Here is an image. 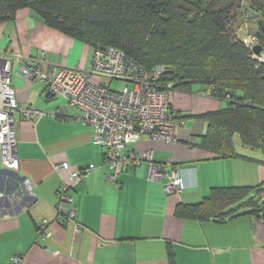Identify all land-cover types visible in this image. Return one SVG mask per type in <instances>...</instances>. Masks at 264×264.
<instances>
[{
  "label": "crops",
  "instance_id": "0c3cea01",
  "mask_svg": "<svg viewBox=\"0 0 264 264\" xmlns=\"http://www.w3.org/2000/svg\"><path fill=\"white\" fill-rule=\"evenodd\" d=\"M0 49L55 66L88 69L91 48L53 28L32 9H18L0 21ZM11 84L16 100L40 114H16L18 168L0 164V264H264V221L249 214L224 220L176 216L178 204L200 202L214 186H253L264 181L263 154L242 144L237 155L215 157L199 146L208 121L199 115L225 107L204 86L175 90L170 101L185 117L177 141L143 137L130 145L135 154L149 150L152 160L170 161L184 189L166 193L163 181L148 178V162L140 161L117 175L115 182L93 142L92 128L73 120L76 109L65 99L45 98L44 83L16 74ZM249 157L248 160L241 156ZM256 160V161H255ZM94 165L93 171L67 190L71 202L58 197L68 171ZM48 222L51 236L41 241L37 226ZM19 261L14 263L12 259Z\"/></svg>",
  "mask_w": 264,
  "mask_h": 264
},
{
  "label": "trees",
  "instance_id": "16d2710c",
  "mask_svg": "<svg viewBox=\"0 0 264 264\" xmlns=\"http://www.w3.org/2000/svg\"><path fill=\"white\" fill-rule=\"evenodd\" d=\"M253 1L248 8L264 20V0ZM240 6V0H0V21L30 8L48 27L91 50L113 46L149 71L162 66L161 85L172 82L183 91L204 86L226 105L198 116L208 121L199 146L215 157L236 156L238 135L243 146L262 152L258 162L264 164V61L235 35L232 13ZM256 36L264 45L260 26ZM263 196L264 181L214 186L200 202L178 204L175 215L203 221L249 214L264 221V202H258Z\"/></svg>",
  "mask_w": 264,
  "mask_h": 264
},
{
  "label": "built area",
  "instance_id": "2783aa9c",
  "mask_svg": "<svg viewBox=\"0 0 264 264\" xmlns=\"http://www.w3.org/2000/svg\"><path fill=\"white\" fill-rule=\"evenodd\" d=\"M14 59L19 63L16 74L27 80L43 82L42 95L45 98L65 99L77 111L72 119L92 128L93 142L104 149V159L112 170L110 180L115 182L125 166L146 160L148 178L163 181L166 193L184 189L182 178L170 161L153 162L149 150L135 154L129 148L143 137L167 143L177 141V130L184 125L185 119L171 105L174 84H159L162 66L149 71L113 46L93 48L88 69L49 64L45 52H41L37 60H27L16 52L0 49V164L3 168H18L16 114L26 118L40 114L36 108L21 105L16 100L11 84ZM113 80H118L115 90L110 88ZM94 168L90 164L71 170L66 162L60 163L57 169L69 173L68 182L60 185V200L70 203L67 190ZM37 235L41 241L51 236L46 220L38 224ZM12 261L17 263L19 259L14 257Z\"/></svg>",
  "mask_w": 264,
  "mask_h": 264
},
{
  "label": "rangeland",
  "instance_id": "374dc122",
  "mask_svg": "<svg viewBox=\"0 0 264 264\" xmlns=\"http://www.w3.org/2000/svg\"><path fill=\"white\" fill-rule=\"evenodd\" d=\"M260 3V2H259ZM241 6L237 9H235L234 13L232 15L234 16V23H233V29L235 32V35L238 39L242 40L247 46L250 48L253 47L255 44H260L263 48L264 45L259 40V38L256 36L258 32V23L255 18H248L245 12V9L248 7H251L252 4H255V2L252 0H240ZM260 5H264V3H260ZM263 55L262 57L258 58L260 61H264V49H263ZM253 57L255 58L254 54ZM73 68L71 66H66ZM81 69V68H80ZM198 86L200 84H197ZM118 86V80H113L110 84V88L112 90H115ZM236 139V146L241 145L240 139L238 135H235ZM258 202L261 204L264 202V196L258 198Z\"/></svg>",
  "mask_w": 264,
  "mask_h": 264
},
{
  "label": "water",
  "instance_id": "95a60500",
  "mask_svg": "<svg viewBox=\"0 0 264 264\" xmlns=\"http://www.w3.org/2000/svg\"><path fill=\"white\" fill-rule=\"evenodd\" d=\"M246 10H247V17L248 18H255L257 20L258 25L264 30V20L262 19V17L258 13L252 11L249 8H247ZM251 50H252V53L254 54L255 58L258 59V58L262 57L263 47L260 44L253 45Z\"/></svg>",
  "mask_w": 264,
  "mask_h": 264
}]
</instances>
